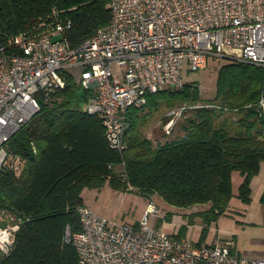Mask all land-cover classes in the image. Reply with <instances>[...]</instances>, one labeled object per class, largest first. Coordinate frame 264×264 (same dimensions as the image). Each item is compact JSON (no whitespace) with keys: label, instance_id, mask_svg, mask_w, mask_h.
I'll return each instance as SVG.
<instances>
[{"label":"trees","instance_id":"trees-1","mask_svg":"<svg viewBox=\"0 0 264 264\" xmlns=\"http://www.w3.org/2000/svg\"><path fill=\"white\" fill-rule=\"evenodd\" d=\"M109 1L0 0V46L9 49L10 37L41 31L57 16L69 19L65 35L76 47L109 22ZM221 61L213 98L203 100L198 85L182 83L148 94L142 108H128L120 153L109 147L100 118L83 110L92 91L72 72L65 74L64 87L47 103L39 99L38 112L6 144L0 212L19 219L20 226L0 264H77L74 248L64 241L66 230H80L83 188L105 182L118 191L131 187L147 200L156 196L170 208L204 207L187 216L188 224L201 219L197 246L220 216L238 214L232 200L249 205L251 180L264 164V66ZM159 102L192 113L169 134L143 137L142 111L149 114ZM234 173L241 178L235 190Z\"/></svg>","mask_w":264,"mask_h":264},{"label":"built area","instance_id":"built-area-1","mask_svg":"<svg viewBox=\"0 0 264 264\" xmlns=\"http://www.w3.org/2000/svg\"><path fill=\"white\" fill-rule=\"evenodd\" d=\"M109 10V22L76 47L65 35L69 19L57 16L41 31L10 37L9 49L0 46V171L8 140L73 70L92 91L83 110L100 118L109 147L120 153L126 110L144 107L162 88L180 87L184 60L192 71L205 69L209 58L264 66V0H110ZM188 108L168 112L166 134ZM77 215L80 230L67 229L64 237L77 264H264L237 253L231 239L197 246L166 233L154 224L160 211L152 197L135 224L110 222L84 205ZM19 226L0 212L1 255L12 251Z\"/></svg>","mask_w":264,"mask_h":264},{"label":"rangeland","instance_id":"rangeland-1","mask_svg":"<svg viewBox=\"0 0 264 264\" xmlns=\"http://www.w3.org/2000/svg\"><path fill=\"white\" fill-rule=\"evenodd\" d=\"M221 64H223L222 61L216 62L211 58H209L205 69L192 71L190 70L188 62L184 60L183 70H182V83L183 84L195 83L196 85H198L201 91L200 97L203 100L211 99L214 97L215 94V75ZM118 70L119 69L116 68L114 65L112 66L113 73L118 72ZM72 74L74 75V78L77 81H79L80 79L79 70H73ZM177 107L179 106L174 105L169 108L164 102H159L158 107L155 110L151 111L149 114H147L146 110L142 111V115H146V117L142 120V122H140L138 126V130L141 136L150 137L153 139L155 138V136L159 137L160 134L164 131L166 123L170 120V117H167L168 112L171 111L172 109H176ZM191 113L192 111L188 110L182 116H179L174 121L175 127H177L180 123H184L186 117L190 116ZM165 120L167 121L164 122ZM261 173H262L261 177H264V170H262ZM239 178L240 176L238 173L233 174L234 190L237 188ZM120 192H124V195L127 197L126 199H124V201L122 200L120 194H118L119 191L113 189L108 182H105L99 187L83 188V190L81 191V197L85 206H88L89 209H93L94 211H96L97 216L101 218L107 219L110 222H118L116 224H125L124 222H126L127 224H133L135 221L137 223L142 216L139 215L141 210V203H142L141 195L132 189H128L126 191H120ZM154 199L159 202L162 201L160 198L156 196H154ZM237 203L238 202L234 200H232L231 202L232 205H236ZM163 204L166 205L164 202ZM196 208L197 210L205 209L202 206H198ZM219 218L220 221L218 222V224L220 225L218 226H224L226 225L224 222L229 223V221H231V217H228L227 215H222ZM177 220L179 221V218H177ZM165 222L169 223L166 220V218H164L155 221L154 224L155 226H157V224L162 226L164 225ZM187 226L184 227L185 230L187 229ZM243 226H245L244 223ZM172 232H175V230H173ZM186 236L192 242H196L199 239L200 233L197 230V228L193 225L192 229H190L188 235ZM237 241L238 242L236 246L238 250L240 249L242 253L243 252L248 253L250 255L248 258L262 259V258H257L256 256L257 253L264 252V240H262V238L256 240V237H253L246 229L241 233L237 234Z\"/></svg>","mask_w":264,"mask_h":264},{"label":"crops","instance_id":"crops-1","mask_svg":"<svg viewBox=\"0 0 264 264\" xmlns=\"http://www.w3.org/2000/svg\"><path fill=\"white\" fill-rule=\"evenodd\" d=\"M262 170H264V164H261L259 173L257 174V176H255L251 180V183H250L251 202L249 203V205L243 206L240 203H237L236 204L237 206L233 205L237 209V211H239L238 214H235L234 217L228 216V217H231V221H229V223L224 222L226 224L224 226H218L220 225L218 224V222L220 221V218H218L216 222L210 225L207 236L202 244L209 245L215 239H220V240H227V239L232 240L233 239L235 241V248L237 250V253H239L240 255L249 257L250 255L248 253L246 252L242 253L240 249L238 250L236 246L238 242L237 234L247 229L253 237H256V240H259V238H262V240H264V204L260 202L262 191H264V177H261ZM240 179L241 178L238 179V183L240 182ZM118 194H120L123 201L124 199L127 198L124 195V192L119 191ZM141 199H142V203H141V210H140L139 215H142L145 209L146 203H147V199L145 197L141 196ZM153 200L160 211V217L157 220L166 218V214H169V213L171 214V219L169 223L165 222L164 225L162 226L157 224V227H161L162 230L167 233H170L173 230L177 231L178 233L180 232L181 228L188 225L187 229L184 230L186 232L183 233V236H186L188 235V232L190 231V229H192V226L194 225L199 231V233L201 232L202 225H201V219L199 217H195L193 219L194 224L192 225L188 224V221H187V216L197 211H201V210H197L196 207L188 208L185 210L174 209V208L167 207L166 205L163 204L162 201L159 202V201H156L155 199ZM83 205L85 206L84 203ZM85 207L89 209L88 206H85ZM89 210L94 214L97 213L93 209H89ZM177 218H179V221L177 220ZM115 223H118V222H115ZM124 223L127 224L126 222ZM135 223L136 221L133 224ZM243 223L245 224V226H243ZM196 242H193V243H196ZM256 256L257 258L264 259V252H259L257 253Z\"/></svg>","mask_w":264,"mask_h":264}]
</instances>
